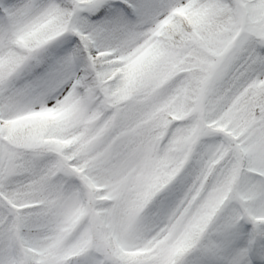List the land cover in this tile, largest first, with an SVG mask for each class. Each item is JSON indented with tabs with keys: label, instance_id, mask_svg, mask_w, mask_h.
<instances>
[{
	"label": "snow or ice",
	"instance_id": "snow-or-ice-1",
	"mask_svg": "<svg viewBox=\"0 0 264 264\" xmlns=\"http://www.w3.org/2000/svg\"><path fill=\"white\" fill-rule=\"evenodd\" d=\"M0 264H264V0H0Z\"/></svg>",
	"mask_w": 264,
	"mask_h": 264
}]
</instances>
